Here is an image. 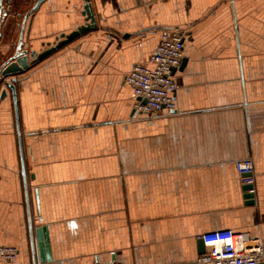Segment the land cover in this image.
Here are the masks:
<instances>
[{
	"label": "crops",
	"instance_id": "crops-1",
	"mask_svg": "<svg viewBox=\"0 0 264 264\" xmlns=\"http://www.w3.org/2000/svg\"><path fill=\"white\" fill-rule=\"evenodd\" d=\"M91 2L98 27L18 75L20 135L10 91L0 104V244L18 249L0 264H200L204 233L264 239V0ZM83 5L42 2L24 48L84 24ZM163 29L187 33L176 108L136 114L126 76ZM1 31L0 56L20 25Z\"/></svg>",
	"mask_w": 264,
	"mask_h": 264
},
{
	"label": "built area",
	"instance_id": "built-area-1",
	"mask_svg": "<svg viewBox=\"0 0 264 264\" xmlns=\"http://www.w3.org/2000/svg\"><path fill=\"white\" fill-rule=\"evenodd\" d=\"M186 36L184 30L163 29L150 64H137L127 74L126 83L134 94V113L155 116L163 109L173 111L176 108L174 94L177 84L171 70L182 64ZM235 166L242 175L243 183H254L255 166L252 158L238 160ZM200 238L206 247V251L197 258L200 264H264L263 238L237 233L232 229L207 232ZM17 256L16 247L0 244V260L11 262Z\"/></svg>",
	"mask_w": 264,
	"mask_h": 264
},
{
	"label": "water",
	"instance_id": "water-1",
	"mask_svg": "<svg viewBox=\"0 0 264 264\" xmlns=\"http://www.w3.org/2000/svg\"><path fill=\"white\" fill-rule=\"evenodd\" d=\"M45 0H35L34 4L30 7L27 13L22 18V13L13 10V2L14 0H0V41L2 39L3 33L2 28L5 24H14L15 26L20 25V33L19 39L16 45H13L10 51L7 54H1L0 56V104L3 99L6 98L8 92L12 93V99L14 102L16 119H17V127L18 134L20 135V124L18 120V104H17V84L21 81L18 78V75L24 73L26 70L30 68V66L40 62L45 59L49 55L53 54L57 50L66 46L67 44L73 42L78 39L80 36L86 34L87 32L94 30L98 27L96 16L93 10L91 0H83V10L82 14L85 16L84 24L78 26L72 32L66 34L62 33L56 37L53 43H47V47H45L40 52L36 50L29 51L27 48H24L23 37L25 33L26 22L29 16L34 13L40 4ZM17 18H22L20 24L17 22ZM45 46V45H44ZM185 60L183 59L182 65H184ZM176 68L171 70L173 73ZM11 77V78H10ZM10 78V80H6ZM253 184H245L244 190L250 191L246 194V198H253L254 194L251 192L253 190ZM37 239L39 240L40 247L43 246L44 242V228L37 227L35 228ZM206 251V247L204 244V240L202 238L199 239V253H204Z\"/></svg>",
	"mask_w": 264,
	"mask_h": 264
}]
</instances>
